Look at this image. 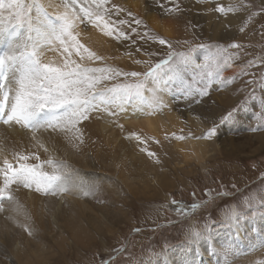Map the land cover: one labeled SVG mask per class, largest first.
<instances>
[{
    "label": "rangeland",
    "instance_id": "obj_1",
    "mask_svg": "<svg viewBox=\"0 0 264 264\" xmlns=\"http://www.w3.org/2000/svg\"><path fill=\"white\" fill-rule=\"evenodd\" d=\"M141 1L149 10L155 12L153 16L160 15L164 18V25L170 31L169 35L152 26L142 11L137 13ZM22 2L33 6L32 0L29 2L22 0ZM122 2L126 3V0ZM160 2L165 4V9H174L175 5L179 4L180 11L165 14V11L157 6L158 0H129L130 7H125L115 0L116 4L126 10L121 18L131 19L126 14L131 12L144 21L138 29L140 32H150L154 37L171 40L173 44L179 41L180 51H186L183 47L184 41L189 44L195 42L206 45V48L193 54L197 62H203L205 56L209 61L214 62L217 58V46L226 47L232 43L244 45L243 50L239 52L241 59L235 61L233 69L225 70L227 73L224 71L223 75L226 78L239 73L247 60L264 56V27H262L264 12L261 11L264 0H160ZM241 3L250 5L251 13H259L246 27L245 21L250 13L236 10ZM49 5L50 1L47 0L45 6L49 7ZM218 5L225 7V13L215 11ZM230 7L233 10H229ZM14 12L12 9H0V17L10 16ZM229 14L240 15L241 20L239 16L238 20L226 22L224 28L221 27L222 19L228 18ZM18 22L19 19L11 20L8 24ZM144 25L147 27L145 28ZM241 27H245L243 33L239 31ZM8 28L0 29V33L2 31L6 34ZM129 34L137 41L136 45H132L131 41L118 43L107 36L104 37L106 43L98 49L87 43V47L105 58L104 61L93 62V66H111L125 72L144 71L142 65L133 64L132 57L128 53L131 52L137 59H147L143 50L136 52V47L143 45L144 48L156 51L164 46L156 41L143 44L135 34ZM5 40L6 37L0 38L2 45ZM15 51L14 42L11 43L6 58L12 56L10 54L15 55ZM262 70L264 69L253 68L249 71L257 73L256 78L259 79ZM250 79L252 76L239 77L232 84L219 88L214 84L210 96L199 105H189L184 100H178L175 84H169L172 92H161V85L149 83L148 88L157 90L144 91L143 99H135L126 107L129 109L135 105L146 104V110L153 113V117L150 118L159 121L160 128H164L173 120L175 124L164 129L165 133L161 131L162 135L157 134L149 125L148 127L141 123H133L129 127V123L119 121L121 117L127 119L126 111L121 113L115 110L116 115L99 113L98 119L99 117L105 119V123L101 119L98 121L102 132L99 157L101 160L109 161V169H107L109 175L101 177L96 200L101 199V205H96L101 221L92 225L86 216L84 224L92 237L90 241L76 235L77 241L74 242L70 235H65L64 237L69 241L67 246L62 241L65 246L62 247L49 238L44 243L47 251H51L48 264H101L102 259L104 264H183L184 262V264L193 262L199 264L202 257L203 262L210 261L212 264H219L220 260V264H264V215H261L264 212V207H261L264 204L261 200V197H264V177H262L264 128L252 131L253 128L264 124V120L257 114L258 102L248 99L252 86H246L245 82ZM126 82L133 83L134 80L129 79ZM222 93L224 95L221 96ZM260 95L257 87L256 96ZM161 97L165 101L164 104L159 103ZM244 100H248L246 111H236L231 119L221 120V114L226 115L228 110ZM253 103H256V107H251ZM113 119L117 121L111 123ZM89 121L85 125L87 136ZM194 122H200L202 129ZM214 122L217 127L216 136L210 140L204 139L205 142L210 143L212 157L206 158L202 164L196 161L184 162V155L178 153L185 148L182 142L194 139L188 138L190 135L202 136ZM118 125H122L123 128ZM125 133L127 134L123 137ZM133 133L140 135L145 143L135 141ZM105 135H109L111 139H119V137L121 139L113 143L103 139ZM180 136L185 138L178 139L177 137ZM176 143L179 144L178 149L171 150ZM121 145H124L122 149ZM233 145L235 150H232ZM261 145L260 151L255 152L254 148ZM144 149L155 153V157L150 158ZM137 170L153 171V177L160 176L155 183V185L159 183L161 187L159 193L153 190L152 197L147 199L143 189L139 191L135 187L137 183H133L129 175H123L125 171L132 174ZM87 171L89 172V169ZM141 185L145 187L143 181ZM169 185L171 187L167 189ZM225 192L227 195L218 194ZM172 199L184 206L195 204L197 207L186 208L185 214L178 215L170 204ZM86 201L89 206L95 205L89 194L86 196ZM127 205H131V209ZM233 211L255 212V217H246L239 226H231L227 221ZM2 215L6 217L10 214L8 211H3ZM192 231H203V234L198 236L194 234L192 238L186 237ZM0 234L3 236V238L0 236V242H3L8 235L5 231ZM240 240L249 247L248 251L242 252L237 248L235 242ZM122 248H126L127 251H118ZM184 254H187L189 260L184 258Z\"/></svg>",
    "mask_w": 264,
    "mask_h": 264
},
{
    "label": "snow or ice",
    "instance_id": "obj_2",
    "mask_svg": "<svg viewBox=\"0 0 264 264\" xmlns=\"http://www.w3.org/2000/svg\"><path fill=\"white\" fill-rule=\"evenodd\" d=\"M157 6L164 10L165 14L180 11L179 4H176L174 9H165V4L158 0ZM5 7L8 10L15 9L12 19H19L18 23L11 26L30 24L31 5L24 4L22 0H7V4L5 0H0V9ZM37 8H41L48 17H51L49 20L58 19L61 23L60 34L56 37L55 43L50 44L48 51L59 52L62 61L53 66V63L46 60V55L36 57L34 51L30 52L29 54L34 57V67L21 79L14 95L10 96L5 91L0 96V123L31 131L33 146L38 150L43 149L45 153L49 152L45 146L46 141L40 135L41 132L34 129L30 123L36 113L47 111L52 115V120L43 130L49 137L55 135L70 143L82 144L85 139V125L92 119L93 113L116 115L115 110L125 112L130 102L143 99L144 91L157 90L148 88L149 83L161 85V92H172L169 84H175L178 100H184L189 105H199L210 96L214 84L219 88L232 84L239 77L252 76V79L245 82L246 86H252L248 99L258 102L257 114L264 120V70L259 73V79L256 78L257 73L249 71L253 68L264 69V56L247 60L240 72L231 78L223 75L225 70L233 67L235 61L241 59L239 52L245 47L242 44L217 46V58L214 62L209 61L207 56L203 58V62H197L193 54L206 48V45L195 42L189 44L184 41L183 47L186 51H180L179 41L173 44L171 40L154 37L150 32H140L138 29L144 21L131 12L126 13L131 19L121 18L126 10L116 4L115 0H62L59 5H49V8H53L52 12L42 6ZM229 10L233 9L230 7ZM236 10L250 13L245 21V27L254 19V16L259 15V13H251V6L244 3H241ZM215 11L223 14L226 9L223 5H218ZM261 11L264 12V5L261 6ZM144 26L147 27V25ZM7 27L9 26L3 23V17H0V29ZM245 27H241L239 31L243 33ZM84 28L97 29L104 36L120 43L131 41L132 45H136L137 41L133 40L129 34L132 33L143 41V44L156 41L164 47L156 51L144 48L143 45L136 47V52L143 50L147 59H137L131 52L128 53L132 57L133 64L142 65L144 71L125 72L111 66H93V62L104 61L105 58L81 42L80 34ZM230 49H236V51H230ZM6 59L10 61L13 57L9 56ZM6 59L0 57V69L4 67ZM129 79H133L134 82L127 83ZM257 87L261 93L259 97L256 96ZM159 103H165L162 97ZM251 107H256V103H253ZM247 109L248 100H244L238 106L228 110L226 115L221 114V120H229L236 111ZM118 126L123 128L122 125ZM261 128H264V124L253 128L252 131H259ZM216 132L217 127L214 122L202 136L190 135L188 138L210 140L216 136ZM132 135L141 144L145 143L140 135L134 133ZM144 151L150 158L155 157V153L147 149ZM13 155L16 163L5 157L2 161L3 167L0 168V174L3 177L2 186H0V212L16 207L15 193L21 188H34L36 193L43 192L45 195L54 194L53 182L58 178V169L55 167L57 161L51 155L44 161V164L53 167L51 172L45 170L44 164L29 163V160H40L41 157L36 152L27 154L15 152ZM218 194L227 195L226 192ZM261 200L264 201V197H261ZM170 204L178 215L185 214L186 208L197 207L195 204L181 207L175 199H172ZM261 207H264V204ZM261 215H264V212ZM246 217L254 218L255 212L233 211L227 222L231 226H239ZM194 234L198 236L203 234V231H192L186 237L192 238ZM118 251L124 252L127 249L122 248ZM101 264H104L103 259Z\"/></svg>",
    "mask_w": 264,
    "mask_h": 264
},
{
    "label": "bare ground",
    "instance_id": "obj_3",
    "mask_svg": "<svg viewBox=\"0 0 264 264\" xmlns=\"http://www.w3.org/2000/svg\"><path fill=\"white\" fill-rule=\"evenodd\" d=\"M32 1L33 10L31 23L22 26L24 30L21 37L12 42H15L16 47L15 55H13L14 53L10 54L14 56L13 59L10 61L6 59L8 64L16 63L17 65L15 69H12L14 77L8 84L11 90L10 96L14 95L19 87L21 79L33 68L34 57L26 61L23 60L24 55L28 54V52L34 51L36 57L46 55V60L53 63V66L62 61L59 52L48 51L50 44L55 43L56 37L60 34L61 23L57 25L52 24L45 12L42 11L41 8H37V6H42L49 12H52L53 8L45 6L47 0ZM49 1L50 4L54 5L62 3V0ZM5 2L7 4V0H5ZM27 2H29V0H27ZM118 2L125 7L131 6L129 0H126V3L122 2V0H118ZM139 7L137 13L142 11L152 26L166 35L170 34L169 29L164 25V18L162 16H153L155 12L149 10L142 1L139 3ZM12 10L15 11V9ZM48 15H50V13ZM239 16L240 15L231 16L229 14L228 18L222 19L223 25L221 27L224 28L226 22L230 23L238 20ZM11 20H13L12 15L3 18V23L9 25L6 34L2 31L0 33L1 39H5L6 37L5 42L9 36L14 35V33L10 32L12 24H8ZM18 28L21 27L17 26V29ZM104 37L105 36L100 31L93 28H84L80 34L82 43L85 45L91 43L96 49L102 47V44L106 43ZM1 46L2 44L0 42V47ZM27 62L29 65H27ZM230 69H233V67ZM225 73H227V71H225ZM220 95L222 96L224 94L222 93ZM146 109V104L135 105L126 110L127 119H125V117H121V119L117 117V119L129 123V127L133 123H141L146 126L149 125L153 130H156L155 132L159 135H162L161 131L175 124L172 120L167 123L164 128H160L158 124L159 121H153L150 118L153 117V113ZM203 110H205V108H203ZM157 113L161 115L159 111H157ZM98 114L99 113H93L92 119L89 121V135L87 136L86 132L84 133L85 139L82 144L70 143L66 139H61L55 135L49 137L48 133L43 132L47 125L40 126L38 130L41 132L40 135L42 139L46 141L45 146L49 149L48 153H45L43 149L38 150L33 146L31 131H27L19 126L9 127L6 125L0 127V168L3 167L2 161L5 157L12 162L16 161L13 155L15 152H22L25 154L36 152L41 157L40 160H29V163L44 164L45 159L49 158V155H51V157L56 159L57 165L55 167L58 169L56 186H53L54 194L45 195L43 192L36 193L34 188H21L15 193L17 199L16 207L7 210L10 215L5 217L2 215V212H0V233L5 231L8 235L3 242H0V264H48V256L51 251H47L44 243L49 240V238L57 242L58 246L62 247H65L62 241L66 246L68 245L67 243L69 240L64 237L65 235H70L74 242L77 241L76 235L85 237L88 241L92 240L88 229L85 227L84 220L87 216V219L92 225L101 221V215L96 206L101 205V199H99V201L96 200L100 190L101 177H107V175H109V171H107V169H109V161H107V159L101 160L99 157L102 132L98 124L101 117L98 119ZM169 117H171V115H169ZM169 117H165V119H169ZM117 119H113L111 123H115ZM51 120L52 119H50V121ZM101 121L105 123V119H101ZM161 123H163V121H161ZM199 124L201 123H195L197 127H201ZM177 127H179V125H177ZM165 132L166 131H163V133ZM126 134L127 133H125L123 137H125ZM103 139L115 143V141L120 140L121 137H119V139H111L109 135H105ZM135 141L137 140L135 139ZM182 144L185 148H181V151L178 150V153L181 152L179 155H184V162L196 161V163L202 164L206 158L212 157L210 143L205 142L204 139H188L182 142ZM171 145H173V143H171ZM178 146L179 144L176 143L171 147V150L178 149ZM123 147L124 145H121V149ZM137 147H139V145H137ZM261 148L262 145L256 146L254 150L257 152L260 151ZM232 150H235L234 145ZM88 156L90 158L89 163ZM101 167H103V171H101ZM44 168L46 171L50 172L53 170L52 166L46 164H44ZM87 169H89V172ZM123 175H129V177L133 179V183H137L135 187H137L139 191L143 189V193H145L147 199L152 197L153 190L159 193V189H161L159 183L155 185L160 176L153 177V171L137 170L132 174L125 171ZM155 175H157V173H155ZM2 180L3 177L2 174H0V186H2ZM107 181H109V179H107ZM141 181L145 183V187L141 185ZM135 187H133V189H135ZM170 187L171 185H169L167 189H170ZM87 194L95 201V205L89 206L87 204ZM127 207L131 209V205H127ZM0 236L3 238L1 234ZM204 247L207 249L205 244ZM184 258H187V254H184ZM187 259L189 260V257ZM202 259L199 264H212L210 261L203 262Z\"/></svg>",
    "mask_w": 264,
    "mask_h": 264
}]
</instances>
